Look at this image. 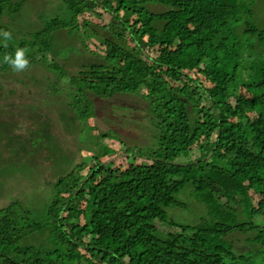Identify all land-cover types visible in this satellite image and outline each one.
<instances>
[{
    "label": "trees",
    "instance_id": "16d2710c",
    "mask_svg": "<svg viewBox=\"0 0 264 264\" xmlns=\"http://www.w3.org/2000/svg\"><path fill=\"white\" fill-rule=\"evenodd\" d=\"M256 1L0 0V74L36 89L0 81V145L55 158L51 119L32 111L43 106L94 151L45 177L39 204L18 193L0 206V264H264ZM60 32L80 45L62 46ZM19 48L29 66L14 72L4 57ZM84 52L93 59L74 63ZM133 89L152 142L117 149L104 141H122L117 131L92 120L96 102Z\"/></svg>",
    "mask_w": 264,
    "mask_h": 264
},
{
    "label": "rangeland",
    "instance_id": "374dc122",
    "mask_svg": "<svg viewBox=\"0 0 264 264\" xmlns=\"http://www.w3.org/2000/svg\"><path fill=\"white\" fill-rule=\"evenodd\" d=\"M254 8L256 22L264 26V0H257ZM154 9L161 11L164 7L158 5L154 6ZM57 40L62 46L72 44L80 45L77 36H69L66 32H60ZM85 56H87L88 60L93 59L85 52L83 54L72 55L76 61L74 63L83 62L86 60ZM28 72L38 77L49 75V72L38 64H33L28 69ZM16 75L19 78L22 77L21 73H17ZM0 81L5 87V90L7 88H13L24 93L30 90H36L33 85L24 84L14 76L5 77L0 74ZM14 102L17 106L20 105V108L22 107L18 100ZM147 106V101L143 97L135 94L133 89L132 92L117 94L111 98L96 102V115L92 120L101 131H117L123 142L117 139L104 140L117 149L136 143L149 144L152 140L149 136L151 135V131H149L148 125H146L147 120L145 117L147 116ZM39 107L43 111L39 109H32V111L37 112L44 119H48V117L51 119V141L57 146V154L53 159L50 157L40 158L38 154L33 152V147L30 153H25L20 145L10 144L6 146L2 140V144L0 145V206L8 203L10 197L18 193H26L31 197L30 200L34 201L33 204H39L47 196V187L44 186L45 177L51 174V178H53L56 175L64 173L73 159L90 157L94 152L88 143H81V145L75 142L72 131L74 132L77 129L78 126L76 123H63L61 127L56 115L53 114L51 117L49 116L51 114L50 111L43 108V106ZM22 108L24 109V107ZM26 109L29 110L28 107ZM22 123L28 125L25 122ZM14 128L15 131L12 133L18 134L16 132L18 127L14 126ZM58 136L59 138H57ZM69 150L75 154H69ZM59 152H64L61 155L62 157H60ZM115 160L117 163H124L125 157L120 155ZM246 237L247 235L244 234H236L234 238L238 244H241L245 241Z\"/></svg>",
    "mask_w": 264,
    "mask_h": 264
},
{
    "label": "clouds",
    "instance_id": "9594fccd",
    "mask_svg": "<svg viewBox=\"0 0 264 264\" xmlns=\"http://www.w3.org/2000/svg\"><path fill=\"white\" fill-rule=\"evenodd\" d=\"M2 35L6 39L11 38V33L8 31H4ZM4 61L11 66V69L14 72H22L29 66V61L25 56V49L23 48L17 49L14 56H5Z\"/></svg>",
    "mask_w": 264,
    "mask_h": 264
}]
</instances>
